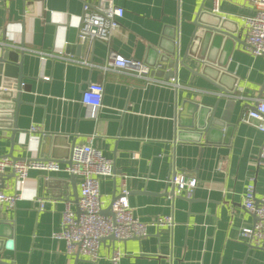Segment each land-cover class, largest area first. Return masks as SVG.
Here are the masks:
<instances>
[{"label":"crops","instance_id":"1","mask_svg":"<svg viewBox=\"0 0 264 264\" xmlns=\"http://www.w3.org/2000/svg\"><path fill=\"white\" fill-rule=\"evenodd\" d=\"M85 1L96 2L0 0V50H23L24 88L13 155L36 158L49 152L64 167L72 145L91 144L113 162V175L99 183L103 209L125 188L136 217L149 222L167 215L173 224L149 226L141 238L103 240L101 258L92 262L68 254L65 241L54 236L65 205L76 210L80 176L72 177L65 168L31 169L17 188L9 170L1 177L2 190L12 194L19 189L21 198L12 209L0 204V259L16 264H112L115 247L123 253L117 264H264V250L240 236L241 228L254 222L243 208L245 187L254 185L255 199L264 187V133L240 120L263 96L264 55L251 54L231 37L200 40L199 35L193 53L224 64V82L232 85L226 94L193 73L202 66L194 57L184 59L192 71L179 66L169 77L165 74L172 69L159 61L174 47L181 56L190 48L200 31L196 20L214 24L226 18L227 29L235 34L241 30L244 41L243 18L254 13L250 0H219L216 9L213 0H113L124 9L119 29L107 43L82 44L77 32ZM112 52L152 68L160 64L161 75L153 73L155 66L151 75L175 80L146 82L126 70L104 69ZM93 82L103 85L98 108L81 102L82 91ZM195 104L215 106L214 116L225 126L197 129ZM32 125L39 132L30 133ZM41 135L49 138L39 152ZM10 137L11 127L0 129V156L10 150ZM174 172L195 178L191 200L170 194L167 182Z\"/></svg>","mask_w":264,"mask_h":264},{"label":"built area","instance_id":"2","mask_svg":"<svg viewBox=\"0 0 264 264\" xmlns=\"http://www.w3.org/2000/svg\"><path fill=\"white\" fill-rule=\"evenodd\" d=\"M219 0H213L216 9ZM254 7L252 15L245 16L244 21V47L255 56L264 55V0H250ZM124 9L116 5L113 0H96L95 3L85 1L82 5L80 24L77 38L82 44L93 41L107 43L114 32L120 27V19ZM70 61L88 64L86 60L67 58ZM104 69L126 70L132 75L144 79L146 82L159 81L173 83L174 78L165 81L156 79L151 74L154 71L144 62L128 59L121 54L110 53ZM161 68L158 64L155 69ZM263 96L255 99V103L245 110L240 120L264 133V82L262 85ZM103 85L98 82L89 83L82 91L81 102L85 106L98 108L102 104ZM29 132H39L35 125L30 126ZM70 166L52 158H19L13 160L8 156H0V204L7 208H14L21 198L20 190L12 194L3 192L1 177L11 170L16 177L18 188L22 186L31 169L58 171L62 168L72 175L80 176L78 209L76 212L66 204L61 214V228L54 233L56 238L63 239L68 254H76L95 262L101 258L99 245L102 238L112 235L116 239L141 238L148 232L149 226L172 225L171 216H158L151 221H142L136 217L128 202V191L122 188L116 199L111 204L113 217L102 215L103 202L100 196L99 183L102 178L113 175V162L101 150L91 144H74L70 149ZM264 168V152L260 161ZM174 187L176 194L185 198H192L196 187V180L182 172H174L168 179ZM41 205V199H38ZM243 208L255 216L251 226L241 228L240 236L243 241L253 247L264 250V187L258 199H255L254 185L248 183L243 196ZM123 253L118 248L112 247L110 260L117 264Z\"/></svg>","mask_w":264,"mask_h":264},{"label":"water","instance_id":"3","mask_svg":"<svg viewBox=\"0 0 264 264\" xmlns=\"http://www.w3.org/2000/svg\"><path fill=\"white\" fill-rule=\"evenodd\" d=\"M195 24L200 28V31L198 32L197 36L193 38L190 42V48L181 56L178 52V49L176 50L174 47L173 50L169 51L168 54L165 56L163 54L160 55L159 61L162 63H166V66L170 69H172L168 74H165V76H174L177 73V69L179 66H183L186 69L192 71L190 68H188L184 64V59L187 56L194 57L197 61L202 63L201 70L194 71L198 76H201L208 80L215 88L218 89V91L221 94H226L229 91H232V85H228L224 82V78L226 77V71L224 64L217 63L213 59L209 58L208 56H202V54H198V52L195 54L193 53V45H195V42L199 39L201 40L206 37V39L215 38V37H221L223 39H228L231 37V39L234 42H238L242 45H244V41L241 39V30L238 34H235L234 32L231 33L230 30H228L229 20L226 18H219L218 23H204L202 24L199 20H196ZM199 35L200 38H199ZM199 38V39H198ZM194 41V42H193ZM203 41L199 43V45H202ZM198 45V46H199ZM195 47V46H194ZM192 49V50H191ZM23 50L19 52L14 51H8V50H0V129L2 128H10L11 127V148L8 151L5 156H8L12 158L13 160L19 159L18 157L13 155V137L12 135L17 131V125H16V115H17V109L19 107V104L21 103L20 95L21 91L24 88L22 84V79L24 77L22 73V58H23ZM172 57V58H169ZM165 65V64H163ZM212 65H215L213 69H210ZM155 64H153V67ZM162 67L160 69H157L154 74L161 75L162 73ZM4 81H14V86H11V84H7ZM264 82V81H263ZM235 85V82H234ZM263 85V83H262ZM195 112L197 116V129L200 131H208L212 127H224L225 122L222 120H219L215 118V106L209 107L204 105H196L195 104ZM208 114V117L206 115ZM205 118V120H204ZM6 120H11V124L7 123ZM191 125V124H190ZM49 136L41 135L39 138V152L43 151L45 144L47 143ZM73 146V145H72ZM71 146V147H72ZM71 149V148H70ZM38 152V153H39ZM54 158L53 156H50V153H43L40 152L36 158ZM65 164L67 166H70V152L67 156V159L64 160ZM15 176V174L13 173ZM73 177V175L71 174ZM169 179V178H168ZM167 192V191H166ZM170 194L175 195L174 187L172 186L170 189ZM117 195L114 193L112 196V199L108 206L100 211L102 215H109L113 217V211L111 210V204L116 199ZM182 198H185L184 196H181ZM76 199L78 201V196L76 195ZM186 200H191L192 198H185ZM76 201V202H77ZM76 212L79 213L78 209V203L76 205ZM254 220L255 216L253 215ZM103 240H112L115 241L116 238H114L112 235L102 238ZM78 258V257H76ZM0 264H16L12 262H8L6 260L0 259Z\"/></svg>","mask_w":264,"mask_h":264}]
</instances>
